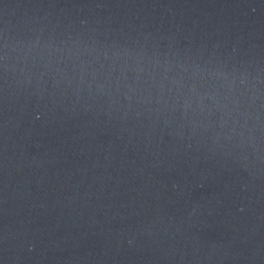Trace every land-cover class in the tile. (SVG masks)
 Returning <instances> with one entry per match:
<instances>
[{
    "label": "water",
    "instance_id": "95a60500",
    "mask_svg": "<svg viewBox=\"0 0 264 264\" xmlns=\"http://www.w3.org/2000/svg\"><path fill=\"white\" fill-rule=\"evenodd\" d=\"M0 264H264V0H0Z\"/></svg>",
    "mask_w": 264,
    "mask_h": 264
}]
</instances>
